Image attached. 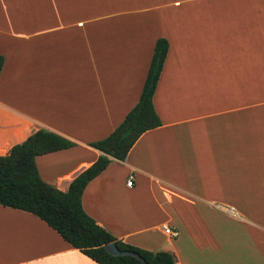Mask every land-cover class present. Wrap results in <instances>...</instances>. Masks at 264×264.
<instances>
[{
  "label": "crops",
  "instance_id": "1",
  "mask_svg": "<svg viewBox=\"0 0 264 264\" xmlns=\"http://www.w3.org/2000/svg\"><path fill=\"white\" fill-rule=\"evenodd\" d=\"M158 38L162 124L88 182L82 206L175 264H264V0H0V155L41 128L73 141L35 159L66 191L137 103ZM0 264L99 263L0 204Z\"/></svg>",
  "mask_w": 264,
  "mask_h": 264
},
{
  "label": "trees",
  "instance_id": "2",
  "mask_svg": "<svg viewBox=\"0 0 264 264\" xmlns=\"http://www.w3.org/2000/svg\"><path fill=\"white\" fill-rule=\"evenodd\" d=\"M167 51V40L158 38L137 103L106 137L89 143L100 155L71 181L66 191L41 178L35 159L38 155L70 148L75 145L73 141L41 128L13 145L7 154L0 155V204L36 215L99 264H143L134 256L109 253L105 245L110 242H115L121 250L140 254L148 264H175L172 252L152 251L118 239L82 206V193L88 182L113 159L123 160L144 132L162 124L154 108L153 95ZM3 63L4 57L0 55V73Z\"/></svg>",
  "mask_w": 264,
  "mask_h": 264
},
{
  "label": "water",
  "instance_id": "3",
  "mask_svg": "<svg viewBox=\"0 0 264 264\" xmlns=\"http://www.w3.org/2000/svg\"><path fill=\"white\" fill-rule=\"evenodd\" d=\"M106 250L113 254V255H130V256H134L137 259H139L143 264H148L141 256L140 254L134 252V251H130V250H121L117 247V245L115 244V242H110L107 243L105 245Z\"/></svg>",
  "mask_w": 264,
  "mask_h": 264
},
{
  "label": "built area",
  "instance_id": "4",
  "mask_svg": "<svg viewBox=\"0 0 264 264\" xmlns=\"http://www.w3.org/2000/svg\"><path fill=\"white\" fill-rule=\"evenodd\" d=\"M133 180H134V175L130 174L127 180V186H132L133 185ZM166 233H168L171 237H176L178 236V231L175 229H171L169 227H165Z\"/></svg>",
  "mask_w": 264,
  "mask_h": 264
}]
</instances>
